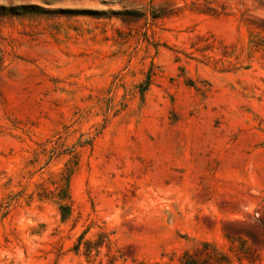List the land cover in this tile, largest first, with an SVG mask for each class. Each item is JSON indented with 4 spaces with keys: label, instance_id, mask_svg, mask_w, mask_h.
I'll return each instance as SVG.
<instances>
[{
    "label": "rangeland",
    "instance_id": "obj_1",
    "mask_svg": "<svg viewBox=\"0 0 264 264\" xmlns=\"http://www.w3.org/2000/svg\"><path fill=\"white\" fill-rule=\"evenodd\" d=\"M0 264H264V0H0Z\"/></svg>",
    "mask_w": 264,
    "mask_h": 264
}]
</instances>
